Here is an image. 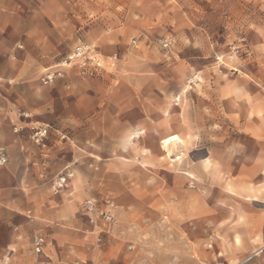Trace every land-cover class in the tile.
Instances as JSON below:
<instances>
[{"label":"clouds","instance_id":"clouds-1","mask_svg":"<svg viewBox=\"0 0 264 264\" xmlns=\"http://www.w3.org/2000/svg\"><path fill=\"white\" fill-rule=\"evenodd\" d=\"M0 264H264V0H0Z\"/></svg>","mask_w":264,"mask_h":264}]
</instances>
